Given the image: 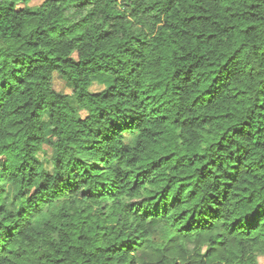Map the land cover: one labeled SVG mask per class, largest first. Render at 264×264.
Masks as SVG:
<instances>
[{
  "label": "clouds",
  "instance_id": "clouds-1",
  "mask_svg": "<svg viewBox=\"0 0 264 264\" xmlns=\"http://www.w3.org/2000/svg\"><path fill=\"white\" fill-rule=\"evenodd\" d=\"M229 2L0 0V264H264V0Z\"/></svg>",
  "mask_w": 264,
  "mask_h": 264
},
{
  "label": "trees",
  "instance_id": "trees-1",
  "mask_svg": "<svg viewBox=\"0 0 264 264\" xmlns=\"http://www.w3.org/2000/svg\"><path fill=\"white\" fill-rule=\"evenodd\" d=\"M224 7L226 9H229L231 7V4H230L229 0H225ZM232 27L235 28L236 25H232ZM251 27H254V25H250L249 24L247 27H241L240 28V33H247L248 28H251ZM237 38L240 39V40L243 39V37L239 36V34H237V37H234V39H237ZM116 43H119V41L117 40ZM225 51H227V50H225ZM236 51H239V48L234 49L233 53L236 52ZM195 70L197 72H201V74L204 71V69H201L199 67H197ZM206 70L209 71V72H212L215 69L213 67L209 66ZM213 80H215V77H213ZM157 83H159V81H157ZM210 89H211V85H209V88L204 89V91L207 92V91H210ZM159 91H161V89L157 88V92H159ZM235 95H239V93H235ZM234 107H235V105H234ZM262 107H264V106H262ZM228 115H229V113H227V112H224V111L217 112L214 109L213 110H209L207 112V117L211 118L213 120L217 119L218 117H227ZM166 125H167V122H165V126ZM158 131L163 132L164 131V127L162 126V128L158 129ZM169 131H172V129L170 128ZM164 138H166V136L162 137V139H164ZM257 144H258V147H259V142H257ZM152 148H153V150L155 152L159 153V156H157L156 160L150 161L153 164H155L157 161H159L161 159H167L170 155H173V153L168 152L166 149L162 148L159 144L152 145ZM137 175H141V173H137ZM181 179H187V177H183L182 176ZM148 198H151V197H148ZM182 215H183V213H182ZM94 219L95 218L93 217V220ZM10 251L11 250L9 249V258L13 261V264H20V261L18 260L17 257H13V256L10 255ZM60 259H63V257H60ZM208 259H209V264H220L219 258L217 256H215L214 254L213 255H209ZM101 264H103V262H101Z\"/></svg>",
  "mask_w": 264,
  "mask_h": 264
}]
</instances>
